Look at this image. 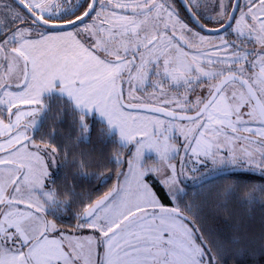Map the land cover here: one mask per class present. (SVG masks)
I'll return each instance as SVG.
<instances>
[{"label":"snow or ice","instance_id":"obj_1","mask_svg":"<svg viewBox=\"0 0 264 264\" xmlns=\"http://www.w3.org/2000/svg\"><path fill=\"white\" fill-rule=\"evenodd\" d=\"M208 2L185 3L201 29ZM212 7L214 39L173 0H0V264H218L226 242L206 239L180 198L218 164L264 176V0ZM97 118L119 149L109 162L123 167L125 149L130 158L93 201L67 178L56 187L49 167L89 176L92 155L77 149ZM74 201L77 230L61 231L56 215Z\"/></svg>","mask_w":264,"mask_h":264},{"label":"trees","instance_id":"obj_2","mask_svg":"<svg viewBox=\"0 0 264 264\" xmlns=\"http://www.w3.org/2000/svg\"><path fill=\"white\" fill-rule=\"evenodd\" d=\"M49 123L50 121L44 125L45 131ZM101 126L97 118L90 143L81 144L77 149L92 155L95 163L87 169L89 176L77 177L76 170L70 164L65 165L63 161H57L51 177L55 180L56 187L62 189L67 178L68 183L76 185L79 194L85 198L90 197L93 201L114 187L116 174L121 167L117 168L109 161L112 154L119 149L99 137L97 130ZM60 127L67 130L68 124L65 122ZM61 142L57 137L56 143ZM127 154L124 150L123 156ZM148 181L163 205L172 207L178 202L171 200L163 188L156 185L157 181L151 175ZM262 187L264 176L246 169H226L209 173L204 180L185 186L186 195L180 198L183 200L181 208L192 204L195 227L200 229L209 241L226 242L218 264H264V193L259 190ZM229 188L233 190V194L225 201L222 194ZM225 203L226 208L221 207ZM79 211V202L74 201L70 210L61 209L57 213L55 222L61 230L70 231L79 222ZM49 218L53 219L52 216ZM237 226L240 227L239 231L236 230ZM236 236L241 237L239 244L227 243Z\"/></svg>","mask_w":264,"mask_h":264},{"label":"rangeland","instance_id":"obj_3","mask_svg":"<svg viewBox=\"0 0 264 264\" xmlns=\"http://www.w3.org/2000/svg\"><path fill=\"white\" fill-rule=\"evenodd\" d=\"M205 16H206L208 19H214V14H205ZM180 19H181V18H180ZM182 21H183V20H182ZM183 22H184V21H183ZM184 23H185V22H184ZM194 30H196V29H194ZM201 34L209 35V34H205V33H202V32H201ZM209 36H211L213 39L215 38V35H209ZM181 142H182V141H181ZM125 151L128 153V150H127V149H125ZM151 155H152V154H148V156H151ZM129 158H130V157H129V153L127 154V156H123L124 166L120 168V171H127L126 162H127V160H128ZM48 163L51 165V162H50V161H49ZM173 163H177V161H173ZM56 166H57V165H51V166L49 167V173L51 174V177H52V174H53L54 170L56 169ZM154 166H156V165H155V161H154V159H151V158H147V157H146V167H154ZM247 168H248L247 165H244V167L241 168L239 165L232 166V165H229V164H225V165H219V164H218V165L215 166V170H213V171H209L208 174H209V173H215V172L222 171V170H226V169H246V170H247ZM251 172H254V173L260 174V170H259V169H254V170L251 171ZM198 175H199V174H198ZM260 175H261V174H260ZM151 176L157 181L156 185H158L159 187L161 186V187L163 188L164 192L169 196V198H170L171 200H173L172 197L169 195V191H168L167 187L164 186V185L160 182L158 176L155 175V174H151ZM148 177H149V175L145 177V182L148 183V184L150 185L151 182L148 181ZM117 183H118V180L116 179L115 184L117 185ZM191 183H192L191 181H186L184 187L190 185ZM150 187H151V185H150ZM158 199H159V198H158ZM159 201H160L161 204H163L162 201H161L160 199H159ZM48 219H51V218L48 217ZM78 223H79V222H78ZM78 223H76L75 226H74V228L71 229L69 232H76V230H77V226H78ZM82 231H83L84 235H88V234H90L89 230H87V229H84V230H82Z\"/></svg>","mask_w":264,"mask_h":264},{"label":"flooded vegetation","instance_id":"obj_4","mask_svg":"<svg viewBox=\"0 0 264 264\" xmlns=\"http://www.w3.org/2000/svg\"><path fill=\"white\" fill-rule=\"evenodd\" d=\"M186 2V0H185ZM213 0H209L208 2V6L201 8V15L204 17L203 19H200V23L205 25L208 28H217L219 27V25L217 23L214 22V19H208L205 14H214L213 11ZM173 7L175 8V10L179 13L181 20H183L185 22V24H187L189 27L196 29L198 31H200L198 28H196L190 17L187 15V13L185 12L184 8L181 6V4L177 1V0H173ZM204 33V32H202ZM206 34V33H205ZM216 35V34H214Z\"/></svg>","mask_w":264,"mask_h":264},{"label":"water","instance_id":"obj_5","mask_svg":"<svg viewBox=\"0 0 264 264\" xmlns=\"http://www.w3.org/2000/svg\"><path fill=\"white\" fill-rule=\"evenodd\" d=\"M180 4H181V6L184 8V10H185V0H177ZM186 13H187V15L189 16V14H188V12L187 11H185ZM190 17V19H191V21H192V23H193V25L196 27V28H198L201 32H204V33H206V34H211V35H213V34H215V32H209V31H207V30H209V29H217V28H219V27H217V28H208V27H206L205 26V28L204 29H201L200 27H199V25L196 23V21L195 20H193L192 19V17L191 16H189ZM226 22V21H225ZM201 24V23H200ZM201 25H203V24H201Z\"/></svg>","mask_w":264,"mask_h":264}]
</instances>
